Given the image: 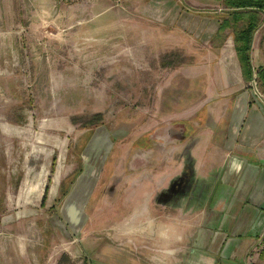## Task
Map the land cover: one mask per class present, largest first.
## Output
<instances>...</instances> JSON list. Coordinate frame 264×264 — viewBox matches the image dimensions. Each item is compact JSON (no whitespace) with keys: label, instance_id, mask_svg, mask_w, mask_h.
<instances>
[{"label":"rangeland","instance_id":"rangeland-1","mask_svg":"<svg viewBox=\"0 0 264 264\" xmlns=\"http://www.w3.org/2000/svg\"><path fill=\"white\" fill-rule=\"evenodd\" d=\"M164 1L0 0V264H141L158 242L146 222L191 177L172 142L197 92L173 74L224 10ZM87 168L73 226L64 208Z\"/></svg>","mask_w":264,"mask_h":264},{"label":"crops","instance_id":"crops-1","mask_svg":"<svg viewBox=\"0 0 264 264\" xmlns=\"http://www.w3.org/2000/svg\"><path fill=\"white\" fill-rule=\"evenodd\" d=\"M164 2L177 8L175 0ZM219 21L206 36L210 47L173 74L179 88L197 92L190 97L194 114L177 120L172 142L191 177L187 193L172 200L174 210L146 222L159 236L145 244L141 264H264V90L257 75L264 66V28L253 34L245 80L231 29L220 46L213 42ZM89 190L78 194L82 202Z\"/></svg>","mask_w":264,"mask_h":264},{"label":"trees","instance_id":"trees-1","mask_svg":"<svg viewBox=\"0 0 264 264\" xmlns=\"http://www.w3.org/2000/svg\"><path fill=\"white\" fill-rule=\"evenodd\" d=\"M219 2L224 10L219 16L220 21L213 35V42L216 46H220L226 37V29H231L242 75L245 80H249L251 76L249 50L255 30L264 23V0H219ZM209 15L214 16L213 13ZM257 75L260 87L264 89V66L257 69ZM61 194L65 196L67 190L62 189ZM262 243L259 256L264 259V237Z\"/></svg>","mask_w":264,"mask_h":264},{"label":"bare ground","instance_id":"bare-ground-1","mask_svg":"<svg viewBox=\"0 0 264 264\" xmlns=\"http://www.w3.org/2000/svg\"><path fill=\"white\" fill-rule=\"evenodd\" d=\"M102 132H103V130H102ZM102 132H97V134H96V136H95V139H94V141L93 142H95V145H97L98 146V143H100L101 141H103V139H104V134L102 133ZM92 147H93V145L90 147V149H91V151H92ZM94 150V149H93ZM101 150V149H100ZM89 151V150H88ZM91 154V153H90ZM100 156V153L97 155V159H98V157ZM89 168H87L86 169V171H85V176L83 177V178H81L80 179V181L79 182H82L79 186H77L78 187V189L81 191V189H83V188H89V187H91V185L93 184V182H94V180H95V177H96V174L95 173H93L94 172V170H88ZM86 176H87V180L86 181H84L85 179H86ZM85 182V183H84ZM77 187H76V189H77ZM76 189H75V191H76ZM80 191H77L76 193L75 192H73L70 196V199L68 200V204L70 203V201H71V204H70V210L68 209V205L64 208V213L67 215V218H69V220L71 221V223H72V225L73 226H76L77 225V220H78V215H81L82 213H81V208H79V207H77V209H79V211H74V207H75V209H76V206H75V201L74 200H76V199H74V198H76L75 196H77L79 193H80ZM74 193H75V195H74ZM74 206V207H73ZM65 209H67V211L65 210ZM72 211V212H71ZM68 212H71L70 214L68 213ZM79 213V214H78Z\"/></svg>","mask_w":264,"mask_h":264},{"label":"built area","instance_id":"built-area-1","mask_svg":"<svg viewBox=\"0 0 264 264\" xmlns=\"http://www.w3.org/2000/svg\"><path fill=\"white\" fill-rule=\"evenodd\" d=\"M255 84H256V73L254 72V74L252 75V78L250 80V85H251V87L255 88Z\"/></svg>","mask_w":264,"mask_h":264}]
</instances>
